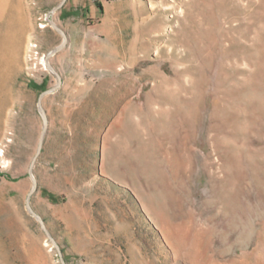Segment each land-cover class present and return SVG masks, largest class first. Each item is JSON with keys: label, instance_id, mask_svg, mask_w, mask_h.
Listing matches in <instances>:
<instances>
[{"label": "rangeland", "instance_id": "rangeland-1", "mask_svg": "<svg viewBox=\"0 0 264 264\" xmlns=\"http://www.w3.org/2000/svg\"><path fill=\"white\" fill-rule=\"evenodd\" d=\"M61 1L0 0V264H264V0Z\"/></svg>", "mask_w": 264, "mask_h": 264}, {"label": "water", "instance_id": "water-1", "mask_svg": "<svg viewBox=\"0 0 264 264\" xmlns=\"http://www.w3.org/2000/svg\"><path fill=\"white\" fill-rule=\"evenodd\" d=\"M67 2V0H62L61 1V3L60 4H58L56 7H54L52 10H51V12H55V11H57V10H59L65 3ZM50 21H51V23L53 24V26H55V28H57L58 30H60V31H62V29L54 22V21H52L51 19H50ZM65 44H66V37H65V40L60 44V45H58L55 49H53V50H51L49 53H48V56H50V55H52V54H54L55 52H57L58 50H60V49H62L64 46H65ZM54 70V69H53ZM55 71V70H54ZM55 73L57 74V76H58V78H59V80L61 79L60 78V76H59V74L55 71ZM56 88V86L55 87H52V88H49V89H46V90H44V92L41 94V96H40V100H39V107H40V110H41V112H42V114L44 115V118H45V127H44V129H46V127H47V117H46V113H45V110H44V108H43V106H42V97L45 95V94H47V93H49V92H51V91H53L54 89ZM41 147H42V139H41V142H40V144H39V148H38V153L40 152V150H41ZM37 153V154H38ZM33 163H34V161H33ZM33 163H32V165H33ZM32 178H33V180H34V184H35V186H34V188H33V191L36 189V186H37V181H36V179H35V177L32 175ZM32 191V192H33ZM27 206H28V208H29V211L40 221V222H42L43 223V220H42V218L32 209V207H31V205H30V201H29V199H28V201H27ZM44 225V224H43Z\"/></svg>", "mask_w": 264, "mask_h": 264}, {"label": "bare ground", "instance_id": "bare-ground-1", "mask_svg": "<svg viewBox=\"0 0 264 264\" xmlns=\"http://www.w3.org/2000/svg\"><path fill=\"white\" fill-rule=\"evenodd\" d=\"M172 7V6H171Z\"/></svg>", "mask_w": 264, "mask_h": 264}]
</instances>
